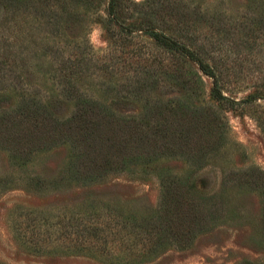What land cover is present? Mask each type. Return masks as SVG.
<instances>
[{
    "label": "rangeland",
    "instance_id": "1",
    "mask_svg": "<svg viewBox=\"0 0 264 264\" xmlns=\"http://www.w3.org/2000/svg\"><path fill=\"white\" fill-rule=\"evenodd\" d=\"M66 1L53 0L52 11L40 20L24 10L30 17L20 13L7 28L6 1L0 0V63L10 67L0 79V111L35 100L69 116L73 102L68 93L61 95L66 73L88 95L113 101L123 116L162 113L165 128L177 130L165 107L181 101L213 106L223 129L166 135L154 163L139 162L90 184L68 174L69 144L55 142L26 156L1 145L0 264H264V99L218 107L211 79L203 76L202 93L191 92L170 73L140 66L139 55L172 65L177 60L143 32L124 38L115 24L107 27L108 0H68L63 14ZM125 1L156 21L169 14L163 2L179 7L168 26L158 29L170 35L171 26L181 41L182 27L207 36L208 63L221 77L225 96L240 102L264 91V0ZM137 13L129 11L120 21L128 23ZM118 97L128 98L119 103ZM179 204L185 205L182 211ZM109 213L115 233L109 245L133 256L110 261L100 252H77L73 245L83 240L84 227L106 221ZM170 223L176 230L187 225L190 235L176 239V230H167ZM149 231L158 233L160 245L154 256L142 257L137 253L148 248Z\"/></svg>",
    "mask_w": 264,
    "mask_h": 264
},
{
    "label": "trees",
    "instance_id": "2",
    "mask_svg": "<svg viewBox=\"0 0 264 264\" xmlns=\"http://www.w3.org/2000/svg\"><path fill=\"white\" fill-rule=\"evenodd\" d=\"M5 1L3 8L8 12L4 25L7 28L16 21L18 14L27 15L24 10L31 11L32 15H35L32 17L38 20L52 11L50 4L53 0ZM89 1L96 0H84V2ZM64 5L61 6L63 14L66 12V6H70L68 0ZM138 7L140 6L134 3L128 4L125 0H108L107 27L115 24L118 26V32L124 38L131 37L133 39L134 33L143 32L153 41L154 45L165 53L171 54L177 60L176 64L172 65L165 61L152 59L150 54L148 56L139 55L137 61L142 62L140 66L144 64V68L149 71L154 67L156 72L163 75L170 73L171 77L175 79V84L191 92L202 93L205 86L203 76L211 79L210 95L218 107L225 106L234 109L236 106L252 103L256 97L264 99V91L249 95L240 102L222 93L221 77L208 63L211 53L207 36L192 33V28L182 27L179 31L176 29L179 36H183L181 41L174 37L172 32L175 29H172L171 26L168 27V30L172 31L170 35L158 29V24L168 26V18L174 15L173 12L176 14L179 7L163 2L162 7L168 9L169 14L167 16L160 15L157 21L151 19L150 13L145 9L138 10ZM129 11H138L137 18L128 23L121 22L122 17ZM55 12L57 11L55 10ZM107 30L109 33L110 29ZM7 71H10L9 65L6 62H1L0 79L6 78L5 72ZM73 73L78 74V69L76 68ZM149 73L151 75V72ZM63 75L62 89L65 88V91L61 95L69 94L68 98L74 105L71 114L60 117L55 113L53 105L38 103L35 100L32 103L23 100L20 107L3 109L0 111V146L2 145L3 149L10 152L19 151L18 154L26 156L37 149L40 151L52 147L56 144L55 142L61 141L63 144H69L72 149V159L68 174L76 181L90 184L101 180L111 172H123L132 165H138L139 162L141 164L154 163L155 160H158L156 159L157 149L161 145L160 142L165 140L166 135L170 134L173 137L177 134L182 138L187 135L191 137L196 133L201 134L202 130L215 134L214 127L220 131L223 129L222 119L217 115V110L213 106L195 108L181 101H178L175 108L165 107L170 111L169 116L172 117L173 114L174 126L179 127L177 130L165 128L161 119L162 113L160 115L148 113L140 116H123L115 111L113 101L104 103L92 95H88L75 86L69 76L73 74L65 73ZM61 95H58L57 98L59 99ZM127 98L120 99L118 97L116 100L121 103ZM167 119L169 120V118ZM160 127L161 129H159ZM184 207L185 205L178 210L182 211ZM195 213L194 209L191 215ZM110 214L103 216V218H108L106 221H99L84 227L83 240H80L77 245H73L77 252H100L110 261H122L124 258L127 259L125 256L130 258L133 256V253L121 249L113 251L116 247H112L115 245H109L113 243L112 235H115L112 233L113 227L111 226L114 217H109ZM172 227L175 226L170 223L167 230L171 228V232H174ZM161 228L162 226L159 227V229ZM189 232L188 226L182 225L176 230L174 237L176 239L181 235L187 237L190 235ZM159 241L158 233L149 231L146 236L148 248L141 249L137 254L142 257L154 256L155 248L160 245ZM243 264L252 263L245 262Z\"/></svg>",
    "mask_w": 264,
    "mask_h": 264
}]
</instances>
